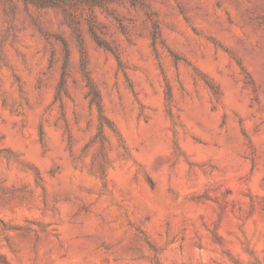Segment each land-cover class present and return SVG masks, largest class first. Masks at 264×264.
<instances>
[{"label":"rangeland","instance_id":"rangeland-1","mask_svg":"<svg viewBox=\"0 0 264 264\" xmlns=\"http://www.w3.org/2000/svg\"><path fill=\"white\" fill-rule=\"evenodd\" d=\"M0 264H264V0H0Z\"/></svg>","mask_w":264,"mask_h":264}]
</instances>
